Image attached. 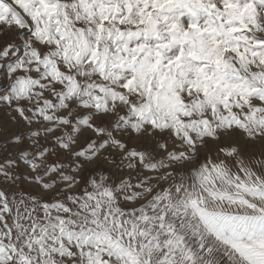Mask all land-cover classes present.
Returning a JSON list of instances; mask_svg holds the SVG:
<instances>
[{
    "label": "snow or ice",
    "instance_id": "6c2138e0",
    "mask_svg": "<svg viewBox=\"0 0 264 264\" xmlns=\"http://www.w3.org/2000/svg\"><path fill=\"white\" fill-rule=\"evenodd\" d=\"M0 264H264V0H0Z\"/></svg>",
    "mask_w": 264,
    "mask_h": 264
}]
</instances>
